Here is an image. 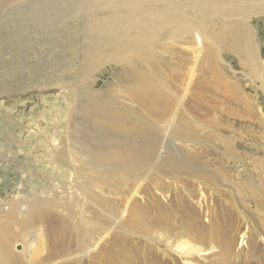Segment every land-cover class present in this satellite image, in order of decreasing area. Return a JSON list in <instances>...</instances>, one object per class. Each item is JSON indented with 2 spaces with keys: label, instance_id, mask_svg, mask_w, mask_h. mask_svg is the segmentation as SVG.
<instances>
[{
  "label": "bare ground",
  "instance_id": "obj_1",
  "mask_svg": "<svg viewBox=\"0 0 264 264\" xmlns=\"http://www.w3.org/2000/svg\"><path fill=\"white\" fill-rule=\"evenodd\" d=\"M10 2L0 0V92L4 74L16 77L8 91L60 87L62 98L43 97L45 110L58 121L72 120L73 128L66 134L57 126L54 132L35 130L42 150L40 170L51 186L40 187L24 206L9 207L8 219L18 220L24 228L35 219L44 226L32 234L23 232L17 249L28 262H22L11 250L15 233L10 221L0 219V264H33L40 238L46 235L45 224L55 226L51 235L62 252L76 246L77 259L71 264H201L197 258L206 260L214 253V212L208 205L204 213L209 218L204 221L195 205L185 209L181 203L175 208L167 202L156 204L154 192L145 215L138 203L131 202L149 176L157 175L149 188L156 192L168 173L187 169L171 156L180 134L172 132L201 56L216 58V51L209 54L205 42L214 43L218 53L225 48L245 59L264 94V68L249 21L264 13V0H237L234 8L211 7L207 0ZM238 2L245 6L237 10ZM205 17L214 23L218 37H227L224 48L209 34ZM173 35L191 41L186 46L192 66L180 84L182 94L162 87L161 69L152 55L157 44ZM15 37L26 45L16 43ZM111 64L119 70L113 81L116 87L103 89L98 82ZM176 196L184 197L179 192ZM126 235L143 237L145 253L138 246L133 255L129 253ZM224 250L218 258L229 262L230 250Z\"/></svg>",
  "mask_w": 264,
  "mask_h": 264
},
{
  "label": "rangeland",
  "instance_id": "obj_2",
  "mask_svg": "<svg viewBox=\"0 0 264 264\" xmlns=\"http://www.w3.org/2000/svg\"><path fill=\"white\" fill-rule=\"evenodd\" d=\"M31 1L36 0H11L10 5L27 4ZM207 1L211 7L216 4L233 7L237 2V0ZM244 6L245 4L238 2L236 9ZM246 8L242 10L243 15L247 13ZM236 13L239 14L238 11ZM204 19L208 21L206 26L209 34L223 47L227 37L224 35L222 38L218 37L210 17ZM249 21L254 27L253 38L264 68V13L252 16ZM33 35L32 39L37 37ZM14 40L19 45H26V41L21 37H15ZM190 43L191 41L173 35L167 37L163 43L157 44L152 54L161 69L162 87L166 85L165 88L170 87L179 94L183 93L180 84L192 66V54L186 46ZM205 43V49L209 54L213 55V50L214 54L216 51V58L211 55L201 56L190 94L184 98V105L179 110L182 119L181 116L176 118L172 132L175 136L177 133L182 134H178L177 140L174 139L173 146L176 150L171 156L187 169L184 172L168 173L166 175L168 177L162 178L163 189L156 192L152 187L150 190L149 188L157 175L149 176L131 204L138 203L144 215L148 213L147 207L153 202L158 205L167 202L168 206L173 208L181 203L185 209H190L192 204L204 221L209 218L204 213V208L208 205L214 212L212 215L215 222L214 253L206 255V260L203 258L197 260L201 264H264V240L261 238L264 237V94L259 88L260 84L251 77V70L245 59L224 47V50L218 53L214 43ZM111 65L105 67L98 82V86L103 89L116 87L113 81L118 69H115L117 67L115 64ZM2 77L4 85L2 84L3 89L0 92V219L6 224L10 221L9 225L14 230L12 252L17 255L19 261L28 262L26 254L19 253L17 249L24 238L23 232L32 234L37 228L42 230L44 225L35 219L30 227L24 228L18 220L8 219L10 211L8 208L19 203L24 206L40 187L51 186V180L44 178L46 172L40 170L38 153L42 150L37 146L39 138L35 130L42 128L54 132L57 126L59 132L66 134L68 129L73 128V124L72 120L58 121L54 114L45 110L43 97L51 95L62 98L64 91L60 87L8 91L7 86L9 83H15L16 77H9V74ZM63 84L70 85L67 81ZM151 117L155 119L157 115ZM162 155L165 157V153ZM119 186L122 188L121 184ZM124 189L126 190L124 193H130L127 188ZM153 192L155 201L152 202ZM178 192L184 197L178 198L176 196ZM174 211L171 210L172 213ZM45 225L46 235L43 238L40 235V245L37 247L33 264L74 263L77 259L76 246L69 253L62 252L55 246L51 235L55 226ZM111 238L112 236L107 240ZM125 239L129 253L134 254L135 246L139 247L142 254L145 253L147 242L143 237L126 235ZM105 245L106 243H102L101 247L108 251L109 248ZM224 249L230 250L229 262L218 258ZM87 260L88 258H85L84 262Z\"/></svg>",
  "mask_w": 264,
  "mask_h": 264
}]
</instances>
